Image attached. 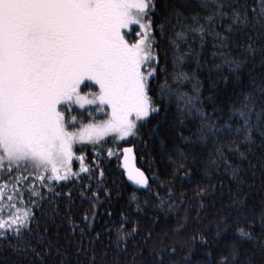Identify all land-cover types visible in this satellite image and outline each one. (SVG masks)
<instances>
[{"label":"snow or ice","instance_id":"6c2138e0","mask_svg":"<svg viewBox=\"0 0 264 264\" xmlns=\"http://www.w3.org/2000/svg\"><path fill=\"white\" fill-rule=\"evenodd\" d=\"M187 9L191 10L186 14ZM131 26H138L139 31L130 41L126 38L130 33L123 30ZM209 44L212 57L220 60L212 65L216 69L227 66L231 71L240 70L243 61L233 56V48L239 47L252 56L257 51L264 55V0H254L251 7L239 4L238 0H194L180 6L176 0H0V169L7 167L11 172L21 166L24 171L31 168L30 175L36 174L41 188L46 190L37 191L31 186V205L48 215L44 211L45 202L55 210V201L60 197L66 196L69 201L72 198L71 191L57 192V184L50 182L80 178L79 173L72 170L73 145L77 140L99 139L107 132L115 133L120 140L142 139L141 129L159 117L150 129L151 135L158 136L163 120L161 105L167 113L174 104L176 118L171 127L177 130L179 141L186 143L188 150L177 144L173 148L174 155H168L172 165L169 194L171 181L179 178L181 183H191L189 164L197 163L195 149L207 147L209 143L205 168L219 170L222 162L225 171H230L233 179L243 183L241 168L225 158V150L244 156L240 144L250 145L255 130L264 136V79L259 83L253 80V87L238 95L230 106L229 116L219 124L221 117L215 115L217 109L214 107L208 112L201 106V85L196 80L197 70L204 66L201 53ZM169 50L172 51L171 72ZM161 51L164 52L163 63ZM189 59L196 65L191 73L182 70ZM189 80L196 83L191 92L183 91L180 85ZM93 85L98 91L82 95L83 88ZM73 104L81 108L95 104L96 111L106 106L110 109L109 118L78 132L70 131L68 115ZM71 119L74 121L76 117ZM188 119L198 123L185 135L183 128ZM226 136L231 138L225 140ZM161 146H164L163 140ZM123 152L127 168L133 149L126 147ZM108 154L113 155L111 149ZM78 159L80 171L87 172L83 155ZM100 175L103 176V172ZM128 175L136 184L148 186V179L139 169L130 170ZM27 179L18 176L16 181ZM210 194L207 187L197 185L198 196ZM156 195L159 198V194ZM2 196L3 188H0ZM8 199L11 201L13 197ZM243 204V199L231 201V206ZM9 207L14 210L7 218L0 215V245L25 254L31 250L44 264L51 247L44 242L48 229L36 234L37 243L43 245L40 251L32 243V236L39 228L36 215L27 208L21 211L11 203ZM231 217V212L220 216L216 224L217 237L228 230ZM84 219L87 220V216ZM183 219L186 221L187 217ZM245 221L247 226H244ZM255 222L254 217L242 211H238L233 220L239 240L259 243L264 252V240L253 234ZM69 224L76 227L71 220ZM260 225V236H264V209L260 213ZM184 226L177 223L174 232ZM124 228L121 224L117 230L118 244L138 231L136 223L131 231ZM80 231L83 235L85 229ZM150 237L149 231L145 239ZM191 239L208 243L207 237L201 234ZM239 240L226 241L222 248L227 251L221 252L214 264H236ZM180 243L183 247L189 241ZM76 251L81 249L78 247ZM56 252H60V248H56ZM175 254V246L161 243L149 249L152 259L140 264H177L172 258ZM207 255L211 258L212 253L209 251ZM59 264H66V254Z\"/></svg>","mask_w":264,"mask_h":264},{"label":"trees","instance_id":"16d2710c","mask_svg":"<svg viewBox=\"0 0 264 264\" xmlns=\"http://www.w3.org/2000/svg\"><path fill=\"white\" fill-rule=\"evenodd\" d=\"M186 2L194 3V0H176L177 6ZM238 3L251 7L254 0H238ZM190 10L187 9L186 14ZM133 34H136L135 28L127 36L129 40H133ZM164 44L167 45V41H164ZM211 52L209 44L201 53L200 59L204 66L197 70L196 80L201 85L203 101L201 106L208 112L215 107L217 109L215 115L221 117L218 123L223 124L229 116L230 106L237 100L238 95L252 88L253 80L259 83L264 79L262 63L264 55L257 51L252 56L244 53L239 47L233 48V56L243 63L239 71H231L227 66L221 69L212 67L213 64L220 63V60L212 57ZM160 56L163 63V51ZM171 62L172 51L169 50L170 72ZM195 67V62L189 59L182 70L191 73ZM196 80L185 81L180 85L181 89L191 92ZM91 90L93 91V88ZM72 112L77 116L75 124L77 125L79 121L87 122L90 113L94 111L90 108L74 107ZM175 112L174 104L169 107L167 113L161 105L160 115L163 120L159 126L158 136L151 135L150 129L157 124L159 117L152 119L146 128L141 129L142 139L126 137L124 140H116L105 137L96 142L76 144L72 169L79 173L80 178L70 177L69 181L50 182L57 184L55 189L57 192L66 194L71 191V201L66 196L60 197L55 201V210L45 202L44 211L48 215H44L31 205L29 195L31 186L37 191L45 190L41 188L34 174L30 175V172L20 169L9 172L7 167L0 169V188H3V196L0 197V207L3 210L0 211V215L7 218L14 210L9 207L10 203L19 207L21 211L27 208L36 215L39 228L32 236V243L36 244L38 250L43 251V245L36 241V234L47 228L44 242L51 246L49 254L44 258V264H59V261L65 258V254L66 264H140L141 261H150L152 256L149 255V249L159 247L161 243L175 246L176 254L172 258L177 264H214V261L219 259V254L227 251L222 248L226 241L239 240L235 232L237 224L233 223L238 211L255 218L253 234L264 240V236H260V213L264 209V136L259 130L253 131L251 144H240L244 156L225 150V158L233 166L241 168L240 176L243 183L233 179L230 171H225L222 162L219 170L215 167L205 168L207 153L211 148L209 143L207 147L195 149L197 163L189 164L192 169L191 183H181L177 178L171 181L172 192L169 194L172 165L168 155H174L173 148L177 144L188 150L187 144L179 141L177 130L171 127V122L176 118ZM100 113V118L106 117L105 111ZM232 122L235 123V120ZM197 123L196 120L188 119L183 128L184 134L188 135L189 130L195 129ZM230 138L224 137L225 140ZM161 140L164 141L163 147ZM125 145H133L135 148L137 165L144 170L149 180L146 189H136L125 179L121 168L122 148ZM109 149L113 152L111 156L108 154ZM81 155L84 157L83 164L88 168L87 172L80 171L81 161L78 157ZM101 172L103 176L100 175ZM153 173L156 174L155 177ZM24 174H27V181L17 183L16 178L23 177ZM61 184L65 186L60 187ZM197 185L207 187L211 194L198 196ZM212 185L215 187L212 188ZM11 190L14 191L11 194L13 199L9 201L7 194ZM133 196L136 197L135 200L132 199ZM237 198L243 199L245 204L231 206V201ZM145 200L148 202L145 203ZM229 212L232 213L230 226L217 237L216 224L220 216ZM85 216L87 220L84 219ZM185 216L186 221L183 219ZM124 217H127V220ZM69 220L75 223V228L69 224ZM133 223L138 225V231L118 244L119 226L124 224V231H131ZM177 223H183L185 226L181 231L174 232ZM244 226H247L246 221ZM33 227L35 228V225ZM82 228L85 229L83 235L80 231ZM149 231L151 237L145 239ZM197 234L207 237L208 243L202 244L199 239L193 241L191 238ZM185 240L189 241V244L181 247L180 241ZM78 247L81 249L79 252L76 251ZM56 248H60V252H56ZM209 251L212 253L211 258L207 255ZM0 264H41V261L31 250L25 254L13 252L0 245ZM236 264H264V252L261 251L259 243L246 239L239 240Z\"/></svg>","mask_w":264,"mask_h":264},{"label":"rangeland","instance_id":"374dc122","mask_svg":"<svg viewBox=\"0 0 264 264\" xmlns=\"http://www.w3.org/2000/svg\"><path fill=\"white\" fill-rule=\"evenodd\" d=\"M133 28H135V33H136L137 31H139V27H138V26H131L130 28H128V29H124L123 31L126 32V33H130V32L133 31ZM133 35H134V34H133ZM135 35H136V34H135ZM135 35L133 36V39L135 38ZM126 38L129 39L128 37H126ZM130 41H131V40H130ZM89 82H90V81H87L86 83H89ZM91 83H92V82H91ZM91 83H89V84H91ZM92 88H93V91H98V87H97V86L93 85ZM91 91H92L91 88H83V89H82V95H83L84 93H88V92H91ZM89 98H91V97H89ZM74 107H75V108H79V109L90 108V109L93 110L94 112H93V113H90V118H89V120H88L87 122H81V121H79V123H78L77 125H75V124L77 123V116H76V114H74V113L72 112V109H73ZM96 107H97V105H95V104H93V105L85 104L84 107L81 108L80 105L73 104V105H72V108H71V110H70V114L68 115V121H69V124L71 125V127L69 128V130H70V131H76V132H78L79 130L86 128V126H88V125H99L102 121H105V120H107V119L109 118L110 109H107V107L105 106V108H104L103 110H101V111H96ZM103 111L106 112V117L100 118V116H101V113H100V112H103ZM72 116H75V117H76V119H75L74 121L71 119ZM105 137H111V138H113V139L119 140V138L117 137V135H116L115 133H113V132H107V133H105V134H101V135L99 136V139H95V137H94L93 140H88V139L77 140V141L74 143V145H73V149L75 148L76 144L96 142V141H99V140L104 139ZM75 156H76V155H75V151H74V157H75ZM74 157H73V158H74ZM17 170H18V169H17ZM20 170L24 171V170H23V166H21V169H20ZM72 170H73V169H72ZM18 171H19V170H18ZM25 172H31V168H29V170H28V171H25ZM34 175L36 176V174H34ZM26 176H27V174H24V175H23V177H26ZM36 178H37V176H36ZM13 193H14V191L11 190V192H8L7 196H8V197H11V196H12L11 194H13Z\"/></svg>","mask_w":264,"mask_h":264},{"label":"water","instance_id":"95a60500","mask_svg":"<svg viewBox=\"0 0 264 264\" xmlns=\"http://www.w3.org/2000/svg\"><path fill=\"white\" fill-rule=\"evenodd\" d=\"M126 147H130V148L133 149V152L130 154L129 159L127 161V164H128L127 168L125 167V159H124V152H123V149L126 148ZM121 168H122V170L124 172V176H125L126 181L132 187H134L136 189H146L148 187V186H145V185L136 184L134 180L129 179L128 173H129L130 170H134V169H139L141 172L144 173V176L148 179L147 174L144 172V170L141 169L140 167H138V165H137V157H136L135 148H134L133 145H125V146H123L122 154H121ZM148 184H149V180H148Z\"/></svg>","mask_w":264,"mask_h":264},{"label":"flooded vegetation","instance_id":"af4514ba","mask_svg":"<svg viewBox=\"0 0 264 264\" xmlns=\"http://www.w3.org/2000/svg\"><path fill=\"white\" fill-rule=\"evenodd\" d=\"M89 83H91V82H89Z\"/></svg>","mask_w":264,"mask_h":264}]
</instances>
